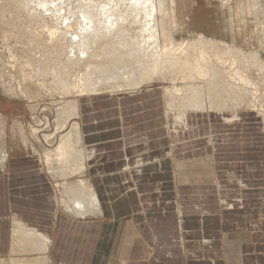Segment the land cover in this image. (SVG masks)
I'll list each match as a JSON object with an SVG mask.
<instances>
[{"label":"rangeland","instance_id":"1","mask_svg":"<svg viewBox=\"0 0 264 264\" xmlns=\"http://www.w3.org/2000/svg\"><path fill=\"white\" fill-rule=\"evenodd\" d=\"M173 1L174 24L168 22L165 31L170 32L176 42L192 41L202 34L206 38H219L217 41L233 45L248 55L255 51L264 62V0H230L228 6H222L220 0ZM240 1L251 6L243 14L237 9ZM166 6L170 7V0H166ZM50 7L52 5L48 9ZM62 7L61 12L65 14L59 12L56 19L51 18L49 12L37 11L34 6L27 11L16 8L15 22L27 29L30 26L26 24L27 21L35 18L39 19L36 24H42L40 19L43 18L49 27L58 30L57 36L66 33L67 40L74 31L72 20L76 18L66 7ZM67 16L69 18L66 19ZM69 19L73 24L70 25ZM65 26L68 27L66 32ZM14 36L17 38L16 33ZM59 36L56 39L59 40ZM7 40L0 38V169L7 154L32 155L38 161L36 165L39 171H47L50 175L62 206L70 201L66 198L67 186H75L78 180L90 185V180L103 207L104 218L89 216L87 221H80L87 224L84 233L81 228L70 229L71 234L65 241L63 251L68 257H57L49 264H140L138 261H150V264H264L263 70L240 69L254 85H245L247 93L243 94L246 99L242 103H229V109L226 108L229 111L233 108L231 111L244 122L243 129L227 128L221 122L220 115L204 114L198 120L194 119L193 123L188 122L189 130L174 132L165 128L151 132L149 139L152 141L143 149V160L130 163L133 169L127 178L121 176L119 163L116 165L106 158L90 163L89 170L87 163L80 160L82 171L68 174L63 170L70 162L59 164L56 156L55 148L61 135H68L71 128L77 126L79 136L74 148L83 151L80 131V122L83 121L84 131L91 133L86 138L87 142L115 143L123 127L163 116L166 102L171 99L167 98L168 93L173 94L177 87L182 89L186 82L180 78L175 81L170 77L164 80L156 77L140 87L127 85L126 88V84L115 83L110 88H100L97 95L77 98L76 91L67 94L58 90L50 76H44V84L40 82L39 85L31 86L28 81H21L17 77L21 61L15 58L12 50L19 46V41L14 37ZM68 41H65L66 47L63 48V63L76 57L73 55L66 59L65 55L71 50ZM208 56V63L217 61L214 55L212 58ZM83 64L69 67V75L65 77L76 83L74 81L81 75ZM34 68L31 69L32 75L38 70ZM24 72L28 74L30 69L26 68ZM72 74L73 78L70 76ZM232 82L242 87L239 82ZM24 90H27L25 97L20 94ZM241 91L240 88L236 90L237 93ZM68 102H74V111L69 110ZM203 109H207V106ZM168 123L172 126L171 121ZM158 125L153 126L156 128ZM165 125L168 126L167 123ZM210 136L217 137L213 148L204 140ZM106 148L113 147L108 145ZM216 177L219 182H216ZM125 216L133 218L129 222H133L134 233L141 245V250L135 249V253L131 254L127 246L130 243H122L118 250H113L114 240ZM145 221H150L156 240L143 226ZM23 244L17 256L0 257V264L34 261L37 257L30 252L29 244ZM126 246L129 252L124 249Z\"/></svg>","mask_w":264,"mask_h":264},{"label":"bare ground","instance_id":"2","mask_svg":"<svg viewBox=\"0 0 264 264\" xmlns=\"http://www.w3.org/2000/svg\"><path fill=\"white\" fill-rule=\"evenodd\" d=\"M229 1L220 0V3L222 6H228ZM31 4L32 0H0V38L5 41L14 37L19 41L17 42L19 46L16 44L17 46L12 50L15 58L21 61V65L17 69L19 70L17 77L21 81H28L31 86L32 84L39 85L41 83L44 84L46 76H50L52 83H54L53 85L58 90L67 94L69 92L71 94V91H76V97L81 98L83 96L97 95L100 88H110L115 83L126 84L125 87L127 88L128 86L140 87L156 77L163 80L170 77L169 79L173 78L175 81L180 78L186 83H184L182 89L179 90L177 87L173 94L168 93L167 98L171 99L166 102V123L171 121L177 127V130H184L189 128L188 121L190 119L198 120L199 116L201 117L203 114H215L220 115L222 123L230 125V127L234 125L233 123L242 122L244 124L240 117L236 116L237 113L232 112L233 108L231 109L232 111L227 110L229 109L228 105H230L229 103H234V105L242 103L246 99L245 95H243L247 93L245 85H254L250 84V79L243 75L240 69L244 67L246 69L255 68L256 70L264 71V62L259 58V54L254 53L255 51L248 55L233 45L217 41L219 38L217 40L206 38L202 34H198L192 41L176 42L170 32L165 31V26L168 22L174 24L173 0H170L169 8L166 6V0H35L34 4ZM51 5L52 8L48 9ZM249 5L240 1L237 9L243 14L246 8L251 7ZM32 6L41 13L49 12L53 19L59 18L57 15L59 12L62 13V6L66 7L73 17L75 16L76 19L72 20L74 25L73 27L71 26L74 31H70L72 34L70 33L71 36L67 37L71 50L65 56L66 59L71 56L74 57L73 55L76 57L71 60L67 59L68 61L64 60V62L67 61L68 63H63L62 61L65 58H63L65 53L63 48L66 47V33H60L61 37L58 35L60 38L59 40L56 39L59 33L58 30L49 27L43 18L40 19L42 24H36L35 22L39 19L35 20L31 16L34 20L28 19L29 21L26 24H30V26L27 29L19 27L15 22L16 8H22L23 11H27ZM20 12L22 11L20 10ZM38 16L37 18H40ZM68 16L66 19L69 18ZM69 20L71 22L70 25L73 24L71 19ZM61 24L63 25L62 22ZM31 25L34 27H31ZM68 27L62 28L66 32ZM63 30L60 31L62 32ZM14 33H16L17 38ZM68 45L67 47H69ZM210 53L216 57L217 61L215 63H208L206 57L212 58ZM81 63H85L83 64L82 72L80 71L81 75L79 74L78 79L74 81L76 83L70 82L71 80L65 77L69 75V67H79ZM233 65L237 67L234 68ZM33 67L38 69L37 75H32L31 72L33 70L31 69ZM26 68L30 69V73L24 74ZM73 74L70 75L72 78ZM77 74L78 72H76V76ZM232 81L239 82L242 87H237L238 85L236 86V84L233 85ZM239 88L242 93L236 92ZM26 91H22L20 93L21 96H27ZM163 93L165 92L163 91ZM74 105V102L67 103L70 111H74ZM205 106H207V109L204 110L203 107L205 108ZM66 111L68 112V110ZM230 112L233 114H228ZM64 117H66L65 114ZM64 117L62 118L63 124L65 121ZM262 127L264 128V126ZM263 128L262 130L264 131ZM176 129H173L174 132L177 131ZM78 136L79 129L77 126L76 128H71L68 135L59 137L60 141L55 148L59 164L70 162V165L66 166L67 168L64 170L59 169L66 171L68 174L82 171L80 160H84V157H82L83 151H77V148H74V142H77ZM208 143L209 145L213 144L210 138H208ZM79 154H81L80 157L78 156ZM68 192H70L69 198L73 201L75 207H77L79 198H81V201L85 199L89 204L95 201L90 187L88 185L85 187L81 182L79 186L69 188ZM92 205H95V203ZM24 239L32 240L34 237L28 234ZM46 263H48V259L38 257L32 262L22 264Z\"/></svg>","mask_w":264,"mask_h":264},{"label":"crops","instance_id":"3","mask_svg":"<svg viewBox=\"0 0 264 264\" xmlns=\"http://www.w3.org/2000/svg\"><path fill=\"white\" fill-rule=\"evenodd\" d=\"M193 120L190 119L188 122L190 123ZM220 120L222 122L221 118ZM80 123L82 128L80 131L82 130L81 135L83 136L82 145L84 146L83 157L84 162L87 163V169H90V163L103 161L106 158L105 160H112L116 165L119 163L123 178L129 177L131 174L133 168H130V163L143 160V149L147 148L152 141L149 139L150 133L154 132V130L158 132L168 128L165 125L166 118L164 114L163 116L139 121L123 127L120 130L119 139L115 143L100 141L87 142L86 138L91 133L84 131L85 123L83 121ZM233 124H231V127L244 128L242 122ZM150 125L152 127L158 125V127L152 128ZM225 126L231 128L230 125L225 124ZM190 127H193V125H190ZM174 128L176 129L177 127L174 125L169 126V129H172V131H174ZM189 129L186 128V130ZM208 138L212 140V145H214L217 137L212 138L210 136ZM208 138L204 140L208 141ZM108 145L111 148L113 147V152L112 149H108L109 152L107 148L105 149ZM212 145L209 146L213 148ZM36 162H38L37 159L28 154L13 156L7 154L2 162V168L0 169V257L17 256L20 249H23V243L26 242L29 244L27 246L30 252L34 253L32 255H36L37 258L48 259L47 264H49V262L52 263L56 260L57 257H68V254L63 251L66 248L65 241L69 239L71 234L70 229L72 227L77 228V230L81 228L84 233L87 224L81 222L87 221L89 216H98L95 219L104 218V213L103 207L101 206V198L96 188H93L90 180L89 183L91 186L83 180H78L75 186H67L65 193L66 198L70 200L69 188L79 186L81 182L85 187L88 185L93 192L95 197L93 203L89 204L85 199L81 201V198H79L77 207L74 206L71 200L62 206L58 193L54 189L55 187L50 179V175L47 171H39ZM87 169L85 173H87ZM216 182H219L218 177H216ZM94 203L95 205H92ZM124 218L119 233L114 240L113 250H118V246L122 243H125V245L126 243H130L127 245L129 246L128 249L130 248V254L135 253V249L141 250V245L139 244L140 241L137 235L134 233L133 222H129L133 221V218L129 216H125ZM77 221L81 222L79 223ZM145 222L143 226L147 227V231L153 234L154 230L151 227L150 221ZM28 234L34 237V239H24ZM152 236L155 235L153 234ZM84 239L85 236L83 237ZM146 239L148 240L147 237ZM149 239H151V236ZM153 239L156 240L157 237L155 236ZM127 246L124 249L129 252ZM138 263L150 264V261H143V263L138 261Z\"/></svg>","mask_w":264,"mask_h":264}]
</instances>
